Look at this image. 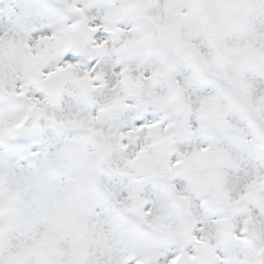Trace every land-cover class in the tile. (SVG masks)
Returning <instances> with one entry per match:
<instances>
[{
  "label": "snow or ice",
  "instance_id": "snow-or-ice-1",
  "mask_svg": "<svg viewBox=\"0 0 264 264\" xmlns=\"http://www.w3.org/2000/svg\"><path fill=\"white\" fill-rule=\"evenodd\" d=\"M69 2L83 54L69 45L35 82L66 5L0 12V199L18 197L0 264H264V0Z\"/></svg>",
  "mask_w": 264,
  "mask_h": 264
},
{
  "label": "rangeland",
  "instance_id": "rangeland-1",
  "mask_svg": "<svg viewBox=\"0 0 264 264\" xmlns=\"http://www.w3.org/2000/svg\"><path fill=\"white\" fill-rule=\"evenodd\" d=\"M50 3H59V4H66L69 7H73V5L69 2V0H1L0 1V12H5L7 10L8 6H20V8L23 9V12L25 14V16L27 17L28 15H30L35 9H34V5H41L46 7L48 4ZM139 11L143 13L140 14V12H138V18H143L146 20V16L144 13V9L142 7H140L138 5ZM217 10L215 9H204V15L205 17L210 21V23L213 26V30L215 34H220L223 31V27H224V22L223 23H218L215 19V15H216ZM230 15L235 18L238 15V11L236 9H233L230 13ZM66 17H64L61 12L59 11L57 13V19L55 21V26L58 28V33L59 34H65V38L64 40H66V43H58V47L53 46L52 47V53L47 52L48 56L47 58H45V62L42 66H44L47 61L49 59H55L58 58L60 55H62L64 49L66 47H68L69 45L74 46L77 48V50L83 54V48L85 46V42H86V38H87V32L86 29L84 28L83 22L81 21L79 24H76L73 26V28L71 29H65L63 27L64 22H65ZM148 24H150V21H147ZM82 33L83 34V38L81 39H76V40H69L67 39L68 35L70 33ZM51 42H55L54 40H52ZM45 56V57H46ZM41 66V67H42ZM41 67H39L37 70H35L34 72H32L30 74V79L32 81V79L37 76L40 75V69ZM130 94H134V92L132 90H130ZM54 135V133L52 134ZM185 173H187V169L184 170ZM215 183L218 187L222 186V182L220 181V179L215 176L212 173H205L202 175L199 187H198V191L204 195L205 197H207V201L210 205H213L215 207H219L218 201H216V199L214 197H212L210 195V185ZM17 196L16 195H12L9 196L7 198H2L0 199V207H2L5 211H10L16 203L17 200ZM225 213H226V218L228 220V222H231L232 216L234 215L233 211L231 208L225 206L222 209ZM2 218V217H0ZM184 223L186 225H188L190 223L189 217L187 215V213H185L184 216ZM65 226V221H61L59 227L64 228ZM67 228L70 232L71 235H73L78 242L80 243H84V235H83V229L81 227V225L79 224L78 218L73 217L70 221L67 222ZM3 230H5L4 228L0 227V232H2ZM179 236H176V239H179ZM134 242L137 243V245H141L144 243V238L140 237V236H136L134 237ZM80 264H83V260H81Z\"/></svg>",
  "mask_w": 264,
  "mask_h": 264
},
{
  "label": "bare ground",
  "instance_id": "bare-ground-1",
  "mask_svg": "<svg viewBox=\"0 0 264 264\" xmlns=\"http://www.w3.org/2000/svg\"><path fill=\"white\" fill-rule=\"evenodd\" d=\"M139 11V8H138V4L136 6H134V15ZM25 27V24L22 22L21 23V28L23 29ZM65 38V34H57V38L54 39L55 42H51V41H47L45 42L46 43V47L44 48V50L40 53V55L38 56H35L32 58L31 60V64H30V74L32 72H34L35 70H37L39 67H41L44 62H45V58H47L48 56L47 55V52L51 54L52 53V47L53 46H56L58 47V43H66V40H64ZM46 56V57H45ZM46 249L48 251H54V243L49 241L46 245H45ZM16 264H19V262L17 261Z\"/></svg>",
  "mask_w": 264,
  "mask_h": 264
},
{
  "label": "water",
  "instance_id": "water-1",
  "mask_svg": "<svg viewBox=\"0 0 264 264\" xmlns=\"http://www.w3.org/2000/svg\"><path fill=\"white\" fill-rule=\"evenodd\" d=\"M218 19L220 20V21H222L223 19H224V15L222 14V15H218ZM39 79V77L38 78H36L35 80H34V82L36 81V80H38ZM61 89H62V86H61Z\"/></svg>",
  "mask_w": 264,
  "mask_h": 264
}]
</instances>
